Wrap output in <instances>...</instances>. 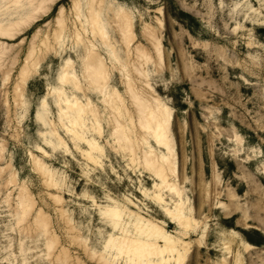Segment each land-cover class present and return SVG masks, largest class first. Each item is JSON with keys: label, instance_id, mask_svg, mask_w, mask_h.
<instances>
[{"label": "rangeland", "instance_id": "374dc122", "mask_svg": "<svg viewBox=\"0 0 264 264\" xmlns=\"http://www.w3.org/2000/svg\"><path fill=\"white\" fill-rule=\"evenodd\" d=\"M7 1L0 0L4 25L27 4ZM76 2L57 0L46 14L17 30L20 34L0 36V52L6 50L0 56V264L113 259L114 253H104L113 231L101 214L112 200L164 221L179 235L162 208L141 193L152 189L154 179L116 143L114 113L84 79L83 58L95 43L110 71L108 90H120L133 108L124 65L131 69L137 63L139 46L148 76L132 78L136 91L146 99L158 97L172 110L177 176L200 222V235L207 227L202 241L199 233L188 235L194 245L185 264H264V0ZM89 4L106 22L108 42L121 63L108 54L106 39L101 43L103 38L89 31ZM60 6L65 25L58 40ZM121 13L133 21L129 46L121 39ZM31 52L24 82L19 76ZM69 61L84 87L80 93L58 84ZM67 97L94 102L102 134L93 135L106 150L103 165L89 162L68 134ZM128 122V130L134 128L141 137L138 121L132 128ZM22 195L31 203L24 211Z\"/></svg>", "mask_w": 264, "mask_h": 264}, {"label": "bare ground", "instance_id": "6f19581e", "mask_svg": "<svg viewBox=\"0 0 264 264\" xmlns=\"http://www.w3.org/2000/svg\"><path fill=\"white\" fill-rule=\"evenodd\" d=\"M20 1L21 0H15L13 3H15L14 5H16ZM56 1L57 0H26V2L24 1L27 4L21 5L22 13L19 14L18 18L6 24L7 27L6 25L2 24L3 22L0 20V36H7V38L9 36H13L17 30H21L23 26L31 23L29 21L34 18L36 19L44 13L46 14V12L51 9L52 5ZM90 8L91 9L89 12V27L91 29L89 31H92L94 36L96 35L100 36V38H103V40L101 39L100 41L101 43L104 41V39H106V42L104 41V45L108 50V54L111 56L113 61L121 63L122 57L119 55V52L117 50L113 49L115 45L112 46V43L108 42V26L106 22L101 19V13L94 8V5H90ZM64 9V6H60L58 15L55 18L58 24L60 25V31L56 33L58 40L61 37L60 33L62 32V30H64ZM120 16V21L119 19L118 21L121 22L119 26V30L122 34L121 39H123L124 43L129 46L131 38H133V21L131 23V16L129 17L127 13H121ZM117 18L118 17L115 16V19ZM149 28L150 27H148V29ZM17 32L19 33L20 31ZM15 35L17 36V34ZM78 37H80V35H78ZM79 40H82V38ZM97 40L99 41V39ZM158 40L157 42H155V45L157 51H159V54L161 56L162 47L160 48V43ZM95 44L94 47H91V45L89 46V50H87L88 52L83 58V75L85 81H87L89 85L88 88H90L91 91L99 95L101 100L112 109L111 111H113L114 113V117H112V119L114 118L115 121V123L113 124H116V126H114L115 129L113 132V138L115 139L116 143L120 145L123 149L126 148L125 150L130 151L132 156L131 160L138 166H140V168L143 169L144 172L151 175L154 179L152 189H145L141 193L145 197H147V199H150L154 203L158 204L162 208L164 215L172 223H174L180 231L179 235H174L165 227L164 221H158L152 216L142 215L139 212L122 206L118 201L112 200V204L104 208L101 211V214L104 219V222H106L109 228H111V230L113 231V233L109 235L105 242L104 253H114V257L113 259H108L107 257L102 256L97 260L101 264H120L119 260H124L123 263L125 262L126 264H185L194 245L192 241L187 240L188 235H197L200 231L201 226L199 220L191 212L192 209L189 208V206L187 205L188 201L185 197L183 187L181 186L177 176V154L174 137L171 130V124L173 120L172 110L168 106H166L161 100H159L158 97L146 99L142 94L136 91V87L134 86L135 83H132V78L136 75L139 77L148 76L146 75V73H144L145 70H142V66L145 65V63H143L144 61H142L144 60V53L142 55L140 54L141 52L139 51H141L142 49L140 50L138 46V52L134 51L137 52V63H133L134 65L131 69L126 67V65L129 64L125 63L126 65H124V69L126 68L125 71L127 72L128 70L129 72L125 74V76L127 75L126 92L128 91V100L130 101L129 103H131V105L133 106V108H131L133 110L131 111L126 101V97L120 92V90L114 87L113 89L108 90L110 71L108 69L107 63L105 62V58L103 57L100 51H97L98 47L96 48L97 44ZM2 50L3 52H0V56L2 55V53L4 54L5 47ZM32 54L33 52L30 53L29 57L27 56L28 58L26 59V63H24L25 66L21 69L19 77L24 82L28 76L31 58L33 57ZM147 55L145 60L147 62H151V57ZM161 59L158 58L159 61ZM35 60V64L38 65V59ZM58 84H61V87H74L75 90L79 93L84 91V87L81 86V82L79 81L77 73L74 69L73 61H69L67 66L64 67L63 74L59 78ZM58 94L60 98H62V91H58ZM43 109L44 108H42V110ZM65 111L67 113H70L72 117L71 127L67 128V132L69 135L72 136L75 145L79 147L83 156L87 158L89 162H91L95 166L103 165L102 160L103 157L106 156V150L100 144L97 137H94L93 135L94 133H97V135L102 134L99 123V114L94 102L89 97L87 98L86 102H84L78 97H75V99L73 100L67 97L65 99ZM89 120H92V122L90 123ZM87 121H89V123ZM128 121H131L130 123L133 124L129 126L131 128L132 126L134 127V123H137L138 121L139 130L142 132L141 137L135 134L136 132L134 131V128H132L130 131L128 130ZM89 134L91 135L89 136ZM138 134L140 135L139 132ZM82 145L86 146V148H82ZM120 146L119 148H121ZM43 151L45 152V150ZM166 197H170V201H167ZM21 200V204L23 205L24 211V209L28 208L31 203L29 204L28 198L25 195L21 196ZM129 201L131 202V200ZM131 203H133V205H136V202H134L133 200ZM206 231L207 227H204L201 235L200 233L198 234L199 239L201 241L206 236Z\"/></svg>", "mask_w": 264, "mask_h": 264}]
</instances>
